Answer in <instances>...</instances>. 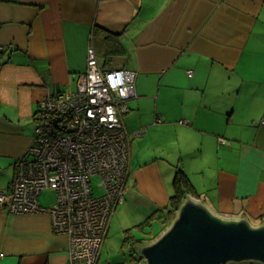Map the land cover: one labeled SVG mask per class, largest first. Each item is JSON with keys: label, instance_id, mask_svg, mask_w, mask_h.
<instances>
[{"label": "crops", "instance_id": "obj_1", "mask_svg": "<svg viewBox=\"0 0 264 264\" xmlns=\"http://www.w3.org/2000/svg\"><path fill=\"white\" fill-rule=\"evenodd\" d=\"M91 40L102 65L135 73L124 121L142 131L104 245L112 231L137 244L161 232L178 167L215 211L263 222L264 0H0V190L34 142L39 101L76 88ZM16 215L0 209V264H72L48 212Z\"/></svg>", "mask_w": 264, "mask_h": 264}, {"label": "built area", "instance_id": "obj_2", "mask_svg": "<svg viewBox=\"0 0 264 264\" xmlns=\"http://www.w3.org/2000/svg\"><path fill=\"white\" fill-rule=\"evenodd\" d=\"M134 95L135 73L102 65L91 40L76 88L53 89L39 101L34 142L17 161L9 190H0V209L51 215L53 231L68 237L72 264L98 263L113 215L125 200L132 136L142 133L130 132L124 121ZM48 189L57 198L44 207L40 195Z\"/></svg>", "mask_w": 264, "mask_h": 264}, {"label": "water", "instance_id": "obj_3", "mask_svg": "<svg viewBox=\"0 0 264 264\" xmlns=\"http://www.w3.org/2000/svg\"><path fill=\"white\" fill-rule=\"evenodd\" d=\"M134 250L144 264H264V221L221 214L188 194L160 235Z\"/></svg>", "mask_w": 264, "mask_h": 264}, {"label": "rangeland", "instance_id": "obj_4", "mask_svg": "<svg viewBox=\"0 0 264 264\" xmlns=\"http://www.w3.org/2000/svg\"><path fill=\"white\" fill-rule=\"evenodd\" d=\"M29 123H31V121ZM31 127L32 129L36 127V123L32 122ZM92 181H93V184H94V187L97 193L101 194L102 190L98 186L99 179L97 177H94ZM56 198H57V193L54 190H50V189L44 190L40 195V199L44 207H49L52 203L56 201ZM16 214L17 213H12L13 216H17ZM148 230L146 231L148 232ZM159 235L160 234L153 236V239H155ZM152 240H149L148 242ZM106 242L107 243H105L104 247L102 248V254L100 255V258L97 264H108L109 262L117 263V264H137L138 263L136 262L137 259H133V258L131 259L130 257L132 254L130 250L131 248H128L127 245L123 244L124 236L120 232L115 233V231H112L110 237L107 239ZM125 254L127 255L126 261H125ZM138 264H144V261L142 260Z\"/></svg>", "mask_w": 264, "mask_h": 264}, {"label": "trees", "instance_id": "obj_5", "mask_svg": "<svg viewBox=\"0 0 264 264\" xmlns=\"http://www.w3.org/2000/svg\"><path fill=\"white\" fill-rule=\"evenodd\" d=\"M106 40L110 43L113 41V39H115L117 41V35L111 32H107L106 33ZM116 45H113V48H116ZM112 48V47H110ZM114 51V49H112ZM117 51V49H115ZM174 193L173 195L170 196V207L168 209V214L165 215L166 218V224L164 226V228L161 230V232L168 226V224L170 223V221L172 220L175 212L177 211V209L179 208V206L181 205V203L185 200L186 196L188 194H192L196 197H198V193L195 190V187L193 185V183L191 182L189 176L187 175V173L181 168L178 167L174 176ZM160 232V233H161ZM130 229H126L125 230V236H124V245H132L130 248L131 250V255L133 257V259H140L143 260L138 254H136L135 250H134V246L137 245V242H139L140 240H133V238L130 237ZM159 233V234H160ZM141 244V243H139ZM240 264H256V263H252V262H246V263H240ZM260 264V263H259Z\"/></svg>", "mask_w": 264, "mask_h": 264}]
</instances>
